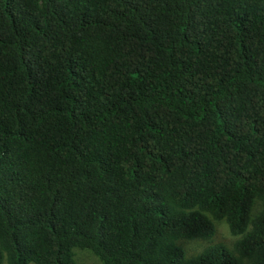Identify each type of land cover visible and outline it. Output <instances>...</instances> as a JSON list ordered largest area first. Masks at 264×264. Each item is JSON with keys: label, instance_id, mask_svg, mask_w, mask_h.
Here are the masks:
<instances>
[{"label": "trees", "instance_id": "1", "mask_svg": "<svg viewBox=\"0 0 264 264\" xmlns=\"http://www.w3.org/2000/svg\"><path fill=\"white\" fill-rule=\"evenodd\" d=\"M81 254L264 264V0H0V264Z\"/></svg>", "mask_w": 264, "mask_h": 264}, {"label": "rangeland", "instance_id": "2", "mask_svg": "<svg viewBox=\"0 0 264 264\" xmlns=\"http://www.w3.org/2000/svg\"><path fill=\"white\" fill-rule=\"evenodd\" d=\"M222 229H224V231L227 232V235H225L226 236V240L230 241V238L232 239V243H231V245H232L233 242L235 241V238L229 232V228H228L227 224L226 223H221V224L218 225V230H219L218 236H215L210 242L205 243L204 247L202 249H199L200 251H198V253L202 252L206 247H210V246L216 247V246L221 245L219 242H226L225 240H223L221 238V237L224 238V234H226V233H224V231H222ZM81 257L86 259L88 264H96L97 263L96 259H94L93 257H90L87 254H81Z\"/></svg>", "mask_w": 264, "mask_h": 264}]
</instances>
